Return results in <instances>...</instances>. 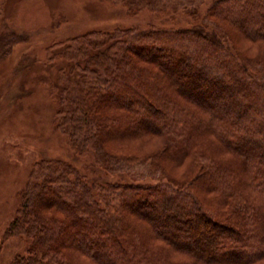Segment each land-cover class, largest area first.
I'll return each instance as SVG.
<instances>
[{
    "label": "trees",
    "instance_id": "obj_1",
    "mask_svg": "<svg viewBox=\"0 0 264 264\" xmlns=\"http://www.w3.org/2000/svg\"><path fill=\"white\" fill-rule=\"evenodd\" d=\"M114 1L134 13L163 12L173 0ZM208 16L264 42V0H218ZM212 18L69 42L63 58L73 77L60 73L58 127L77 152L92 150L102 168L133 183L90 182L68 162L42 163L8 230L31 240L15 264H76L72 251L93 264H264V57H246ZM18 42L15 33L0 36V53ZM146 138L164 145L159 157L190 163L193 179L157 165L153 183H141L132 167L152 156L105 147ZM203 144L231 159L200 151Z\"/></svg>",
    "mask_w": 264,
    "mask_h": 264
},
{
    "label": "rangeland",
    "instance_id": "obj_2",
    "mask_svg": "<svg viewBox=\"0 0 264 264\" xmlns=\"http://www.w3.org/2000/svg\"><path fill=\"white\" fill-rule=\"evenodd\" d=\"M217 1L173 0L163 12L142 9L133 13L127 5L114 0H0V36L10 33L20 36V42L9 53H0V264H15L19 258L29 255L31 240L26 236L8 235V230L19 213L23 193L34 171L42 163L68 162L90 182L133 183L127 174L113 175L102 168L92 150L77 152L58 127L56 91L64 87L60 73L66 69L68 76L73 77L69 61L63 58L69 42L93 32H143L153 27L170 30L203 24L207 22L206 17L212 18L208 10ZM212 21L223 22L232 37L229 41L246 57L252 60L264 57V42L248 40L215 17ZM207 139L216 141L212 136L203 138ZM105 147L119 156H152L146 166L132 167L136 170L132 173L142 178L141 183H153L160 172L155 174L150 167L157 165H162L174 179H193L195 175V172L189 174L193 168L187 161L177 164L159 157L164 145L151 138L121 144L110 142ZM199 150L214 155L217 160L231 159L204 144ZM200 196L216 199L214 194ZM219 209L226 211L220 206ZM95 248L94 240L90 249ZM71 257L76 264H93L75 251ZM169 260L180 261L171 255Z\"/></svg>",
    "mask_w": 264,
    "mask_h": 264
}]
</instances>
